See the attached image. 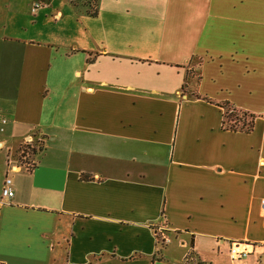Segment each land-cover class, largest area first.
<instances>
[{
	"label": "crops",
	"instance_id": "crops-1",
	"mask_svg": "<svg viewBox=\"0 0 264 264\" xmlns=\"http://www.w3.org/2000/svg\"><path fill=\"white\" fill-rule=\"evenodd\" d=\"M95 3L0 0V264H264V0Z\"/></svg>",
	"mask_w": 264,
	"mask_h": 264
},
{
	"label": "built area",
	"instance_id": "built-area-1",
	"mask_svg": "<svg viewBox=\"0 0 264 264\" xmlns=\"http://www.w3.org/2000/svg\"><path fill=\"white\" fill-rule=\"evenodd\" d=\"M37 7H39V3L38 2L33 3L31 10L34 11ZM5 121L6 119L4 118V116H1L0 123H4ZM34 142H35L34 138L28 136L27 138L23 139L19 147L31 148L34 145ZM19 155L23 161L26 160L29 156L27 153H23L22 149ZM24 166L25 168L29 169L32 166V164H28V162L25 161ZM15 167L16 166H10L11 169H14ZM12 195H13V189L11 187L10 179L8 177H5L1 188V197L7 199L10 198ZM260 203H261L262 211L264 213V198H261ZM155 235L157 242L162 246L169 241V238L165 234L163 229L157 228L155 230ZM250 246L251 245L247 242H232L228 250L231 262H236L246 258L248 254L251 252V250L249 249Z\"/></svg>",
	"mask_w": 264,
	"mask_h": 264
},
{
	"label": "trees",
	"instance_id": "trees-1",
	"mask_svg": "<svg viewBox=\"0 0 264 264\" xmlns=\"http://www.w3.org/2000/svg\"><path fill=\"white\" fill-rule=\"evenodd\" d=\"M90 4V15H95L96 13V3L95 0H89ZM220 106L223 108V119H222V127L229 130H240V131H250L253 127V122L255 115L246 112L231 106L228 102L220 103ZM28 152L23 149V153L32 154L35 153L36 150L41 149V146H37V142H34V145L31 148H26ZM24 155V154H22ZM83 179H88V176H82Z\"/></svg>",
	"mask_w": 264,
	"mask_h": 264
},
{
	"label": "rangeland",
	"instance_id": "rangeland-1",
	"mask_svg": "<svg viewBox=\"0 0 264 264\" xmlns=\"http://www.w3.org/2000/svg\"><path fill=\"white\" fill-rule=\"evenodd\" d=\"M37 27H38V30L43 29V31H44V30L46 29L45 27H48V24L45 25L44 22H43V23L40 22V24H39ZM45 31H47V30H45ZM45 31H44V32H45ZM35 32L37 33V29H36V27H35ZM37 146H41V144H40L39 142H37ZM21 149H22V150L25 149L26 152H28V150H29V149L27 150V149L24 148V147H22V148L19 147L18 150H17V154H18L17 156H18V158H20V159H22V158L20 157V155H19ZM28 153H29V152H28Z\"/></svg>",
	"mask_w": 264,
	"mask_h": 264
}]
</instances>
